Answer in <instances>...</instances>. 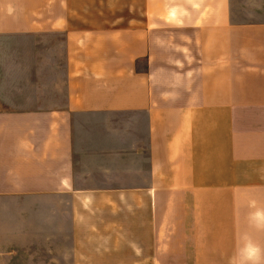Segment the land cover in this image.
I'll use <instances>...</instances> for the list:
<instances>
[{"label":"crops","instance_id":"crops-1","mask_svg":"<svg viewBox=\"0 0 264 264\" xmlns=\"http://www.w3.org/2000/svg\"><path fill=\"white\" fill-rule=\"evenodd\" d=\"M207 7L153 25L179 33L147 74L79 63L59 103L0 108V199L61 198L75 232L86 198L93 264H264V20ZM23 8L0 36L67 18Z\"/></svg>","mask_w":264,"mask_h":264},{"label":"rangeland","instance_id":"rangeland-1","mask_svg":"<svg viewBox=\"0 0 264 264\" xmlns=\"http://www.w3.org/2000/svg\"><path fill=\"white\" fill-rule=\"evenodd\" d=\"M211 2L226 3L235 22L264 20V0H21L25 12L36 11V21L61 10L67 18L53 22V31L0 36V108L59 103L64 78L79 63L147 74L150 55L162 54L160 40L179 33L153 25L204 18ZM86 205L81 199L75 217L82 227L74 232L72 206L61 198L0 199V264H93Z\"/></svg>","mask_w":264,"mask_h":264}]
</instances>
